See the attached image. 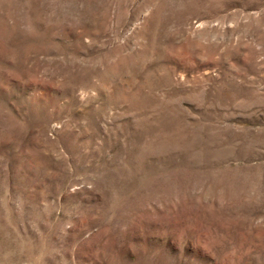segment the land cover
<instances>
[{"label": "rangeland", "instance_id": "rangeland-1", "mask_svg": "<svg viewBox=\"0 0 264 264\" xmlns=\"http://www.w3.org/2000/svg\"><path fill=\"white\" fill-rule=\"evenodd\" d=\"M0 264H264V0H0Z\"/></svg>", "mask_w": 264, "mask_h": 264}]
</instances>
